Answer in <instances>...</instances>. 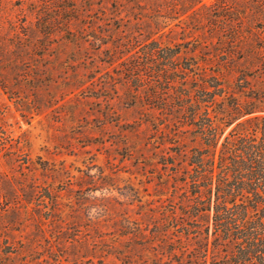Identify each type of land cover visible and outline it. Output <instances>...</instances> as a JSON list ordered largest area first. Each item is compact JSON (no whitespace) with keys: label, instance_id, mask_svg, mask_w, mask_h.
Listing matches in <instances>:
<instances>
[{"label":"trees","instance_id":"obj_1","mask_svg":"<svg viewBox=\"0 0 264 264\" xmlns=\"http://www.w3.org/2000/svg\"><path fill=\"white\" fill-rule=\"evenodd\" d=\"M33 1L35 20L0 15V90L21 116L83 95L127 135L155 130L178 205L146 214L158 264H264V0H111L113 34L97 25L107 0ZM176 27L183 40L164 42Z\"/></svg>","mask_w":264,"mask_h":264},{"label":"rangeland","instance_id":"obj_2","mask_svg":"<svg viewBox=\"0 0 264 264\" xmlns=\"http://www.w3.org/2000/svg\"><path fill=\"white\" fill-rule=\"evenodd\" d=\"M100 1L94 0L95 8ZM34 5L33 0H0L6 29L35 20ZM104 5L110 23L97 25L113 34L124 22L113 18L111 0ZM234 14L226 9V21ZM213 18L214 23L220 19ZM164 20L170 26L178 22ZM175 29L172 39L162 40L182 41L181 28ZM84 101L79 95L23 117L0 90V147L13 152L6 157L0 152V171L10 178L0 182V195L11 201L0 202V264H158L156 255L166 253V246L152 243L157 237L148 235L153 224L146 220L147 213L167 216L178 207L169 182H161L158 157L165 137L155 130L147 137L127 135L113 118L105 122L103 105ZM131 121L121 123L129 127ZM14 202L17 207L7 209Z\"/></svg>","mask_w":264,"mask_h":264}]
</instances>
